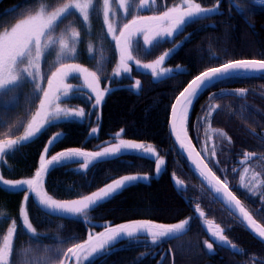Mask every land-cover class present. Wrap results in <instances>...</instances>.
<instances>
[{
    "label": "trees",
    "instance_id": "1",
    "mask_svg": "<svg viewBox=\"0 0 264 264\" xmlns=\"http://www.w3.org/2000/svg\"><path fill=\"white\" fill-rule=\"evenodd\" d=\"M49 1L4 0L0 5V18L8 17L17 7L42 6ZM150 1L154 4L145 14L157 12L158 5L165 10L176 0ZM215 3L218 10L210 18L186 25L183 32L172 39L174 43H161L154 47L153 54L150 52L145 57L146 61H151L175 47L165 65L173 71L172 76L154 79L134 70V76L141 80L138 90L131 88L132 77L112 80V89L101 107L99 119L95 111L85 122L61 121L60 126L49 128L0 164V175L5 179L35 177L48 140L60 132L63 138L50 148L49 158L71 148L97 151L114 143L117 134H121L124 140L145 147L151 145L165 161L159 175L155 171L154 157L142 153L118 155L96 163L85 172L76 169L78 163L67 167L50 166V171L42 178L47 193L59 200L78 199L126 175L149 179L133 182L90 212L88 223L84 219L46 215L31 199L28 214L39 243H67L65 238L68 237L75 238L71 240L75 244L83 243L89 234L95 235L108 226L134 221L172 225L189 219L188 230L170 241L166 237L160 238L164 242L156 244L151 242V237L146 238V243L124 240L110 251L106 248L95 264H264V245L214 199L202 178L178 152L170 135L171 106L197 75L225 62L264 58V5L239 0H202L204 5ZM108 77H103V84ZM240 90H243L242 95L238 94ZM219 93H223L222 98ZM81 100L78 103L91 111V102ZM94 126H99V132L91 137L90 129ZM187 131L213 174L222 181L227 177L229 190L264 227V79L223 81L205 91L193 103ZM242 175L245 186H242ZM0 189H3L1 185ZM20 200L19 194L0 190V228L7 222L11 227L13 220L19 225ZM197 206L204 217H199L195 211ZM217 226L223 230L229 246L214 242L211 232ZM205 241L213 244L211 250ZM83 252L78 253L79 260L76 256L67 260L71 264H89L91 258L85 259Z\"/></svg>",
    "mask_w": 264,
    "mask_h": 264
},
{
    "label": "snow or ice",
    "instance_id": "2",
    "mask_svg": "<svg viewBox=\"0 0 264 264\" xmlns=\"http://www.w3.org/2000/svg\"><path fill=\"white\" fill-rule=\"evenodd\" d=\"M31 2L38 3L39 0H31ZM250 2L256 5H264V0H250ZM127 3L132 4L134 0H127ZM125 4L126 0H120L121 8H124ZM145 4L146 0H142L141 6L143 7ZM48 7L50 5L47 3L42 5L36 14L20 18L11 30H5L0 33V101L4 100L6 93H17L25 83H30L33 87V93L28 97V102L29 104H32L35 100L39 102L37 110L31 116V122L27 124L26 128H23L22 135L13 133L15 138L10 137L0 140V164L5 158L14 155L21 147L34 142L39 135L47 132L49 128L60 126L61 118L74 119L94 115V112L85 113L83 108L70 112L68 109L60 107L61 103L70 104L72 100V95L69 92L71 85L65 83L70 74L78 73L84 75L85 84L88 85L92 92L97 94L93 107L100 105L105 94L104 91L99 90L97 87L99 81L96 73L89 72L87 68L76 63H68L61 60L60 66L56 67L50 76L41 74L40 63L42 55L49 49L55 50L53 47L55 45H59L58 60L64 56L74 58L75 45L79 42V33L74 27H71L63 30L59 36L54 37L53 33L59 30L58 22H62L67 17H72L74 15L72 10H75L80 14L82 23L87 26L90 14L95 10L93 0H71L69 3H63L62 7L57 8L51 14L47 12ZM12 11L18 12L19 7ZM216 12V8L202 7L201 3L196 2V0H184L183 6L167 8L162 11L161 15L132 17L128 22L123 23V28L117 35L116 28L109 21V0H103V23L107 26V33L115 41V46L120 53L115 76L121 75V69L124 73L130 72L127 62L133 59L130 48L132 47L131 37L134 34H143L144 44L152 45L153 48L164 42L174 43V40L171 39L166 41L165 37L172 38L174 34L179 35L183 32L186 25L198 22L200 19L210 18ZM157 37L160 39H157ZM89 51H91V45H89ZM144 51L145 53L149 52L148 49ZM174 51L175 49L171 50V52ZM171 52H164L153 63L139 65V61H137V64L141 70H151V76L153 77L164 78L165 76H172L173 71L171 69L159 67L164 64ZM75 78L78 79L79 77ZM244 79H264V58L225 62L219 66L209 67L206 71L197 75L180 92L179 97L176 98V103L171 106V128L180 148L188 151V158L195 165L194 171L199 170V175L207 181L208 186L219 194L216 197L217 201L224 203L233 214L238 211L242 222H247V227L256 233L258 238L264 239V227L257 224L256 220L241 204V201L228 189L227 177L225 176L222 181L208 169V165L204 164L203 159L192 158V151L189 150L190 141L187 137L188 111L191 105L198 100L199 96L223 81ZM45 81L47 84L46 88L42 87V82ZM135 84L139 87L140 81L137 80ZM77 91L79 89H72V94L74 95ZM40 93H42V96L39 95ZM238 94L242 95L243 90H240ZM217 95L222 98L223 93ZM177 105H180V107L178 108ZM5 127L7 125L0 119V130ZM96 131V128H92V133H96ZM117 137H119V134H117ZM62 138L63 133H58L49 139L44 148V153L47 154L50 148L55 143L60 142ZM129 150L141 152L150 158L154 157L153 163H155L157 175L164 170L162 165H164L165 161L159 157L151 145L145 147L141 143L119 139V143H115L111 147H103L102 150L98 151L85 152L79 148H73L52 155L49 159H45V155H41L40 167L35 172L34 179L12 180L4 179L0 175V181L12 193L24 192L25 201H28L30 195L34 194V202H37V206L42 208L46 215H53L61 219L67 218L69 215L77 219L83 217L84 222L88 223L90 212L95 211L97 207L102 206L105 202L114 198L115 195L120 194L122 190L131 186L133 182L138 180L147 181L149 178L147 176L126 175L113 179L111 182L106 183L104 187L91 194L82 195L78 199L59 200L54 199L43 191V175L50 171V166L51 168L56 166L67 167L73 163H78L84 169H88L90 165L94 166L96 163L104 162L112 157L122 156L125 151ZM143 155L141 158H143ZM196 155L199 157L200 153H196ZM212 155L213 157L215 155L214 149ZM245 155L247 156L248 154ZM205 158H207L206 150ZM202 164L203 167H201ZM244 171L247 172L248 170L245 168ZM241 181L242 186H245L243 184V175L241 176ZM249 190L251 191V189ZM195 211L199 213V217H204L203 211L198 206ZM207 223L209 225L212 224L211 221H207ZM188 225L189 219L172 225L157 224L151 221H134L108 226L95 235L89 234L86 241L76 243L74 247L68 248L67 251L79 260L80 256L78 253L83 250L86 253L85 259L91 257L89 264H95L98 256L105 254L104 250L106 248L110 251L124 240L129 243H140L144 240L146 243V238L151 237V242L156 244L158 241L164 242L160 238L166 237L170 241L176 238L178 234L186 232L188 230L186 226ZM20 228L23 229V235H28L33 242L39 243L37 237L30 235L35 233L36 230L26 213L23 215ZM209 231H211V228H209ZM16 232L17 223L13 220L11 227L7 229V234L3 236V243L0 246V264H9V257L13 253V238ZM211 235L214 238V242L223 243L225 246L230 245V242L223 235V230L218 226L215 231L211 232ZM65 239L71 242L75 238L68 237ZM205 244L209 250L212 249V243L205 241ZM231 247L234 249L235 245H231ZM58 253V248L53 256H48L46 251L45 256L42 258L44 264H53ZM93 253H96V255H93Z\"/></svg>",
    "mask_w": 264,
    "mask_h": 264
},
{
    "label": "rangeland",
    "instance_id": "3",
    "mask_svg": "<svg viewBox=\"0 0 264 264\" xmlns=\"http://www.w3.org/2000/svg\"><path fill=\"white\" fill-rule=\"evenodd\" d=\"M69 2H71V0H51L49 1L48 4L50 5V7H48L47 9L48 14H51V12L55 11L57 8L62 7L63 3H69ZM183 2L184 0H176L174 3L170 4L167 8L174 7V6H183ZM196 2L201 3L202 7L216 8L218 10L217 3L210 4V5H204L202 4V0H196ZM141 4H142V0H134V3L132 4L127 3V0H126L125 7L121 8L120 0H109V21L112 22L113 26L116 28L117 35L119 34V31L122 30L123 23L128 22L134 16H137V17L138 16H153V15L162 14V8L160 5L157 6L158 8L157 12L155 11L149 14H145L149 9L152 8L154 4L150 0H146V4L143 7L141 6ZM93 5H94L95 10L91 12L90 20L87 26H85L82 23L80 14L76 12L75 10H72L74 15L72 17L65 18L62 22H58L59 30L53 33V36L56 37V36H59L61 32L67 28H71V27L75 28V30L79 33V42L75 45L74 58L64 56L58 60L59 45H55L53 46L55 50L49 49L44 53V55H42L41 63H40V70H41L42 75L50 76L51 72L55 71L56 67L60 66V62L62 60L63 62L79 64L82 67L87 68L89 72H95L96 77L99 81V84L97 85V87L99 90L104 91L105 93L102 97L100 105L93 107L95 105V99H96L97 94L95 92H92V90L88 87V85L85 84L84 75L78 74V73H72L65 80L66 84L71 85V89L69 90L70 95H72L71 103L70 104L61 103L60 107L66 108L70 112L78 110L80 108H83L85 113H91V112L95 113V111L96 112L98 111L97 118L99 119L100 113H101V107L108 93L112 89L110 87L112 80L114 79L120 80L122 78L132 77L134 82L131 85V88H133L134 90H138L141 87V80H139V78H136V76H134L133 71L134 70L140 71V72L151 75V70H141L139 65L153 63L156 59L159 58L160 55L155 57L154 60H151L149 62H144L142 58L149 56L150 52L151 54H153L155 50L152 45L144 44L143 34L136 33L131 37L132 47L130 48V51L132 53L133 59L127 62L130 72L124 73L123 70L121 69V75L115 76V71L119 64L120 53H119V50L115 46V41L112 40L111 35L107 33V26L104 25L103 23V0H93ZM40 8L41 6H37V4H34L31 6H27L22 9H19L18 12H14L8 17L0 18V33H3L5 30H11V28L18 22L20 18H26L27 15H34L36 14V12L40 10ZM174 37H175V34L172 38L165 37V40H169V39L172 40ZM157 39H160V38L157 37ZM89 45H91V51H89ZM145 49H148L149 52L145 53L144 51ZM172 49H175V47L170 48L165 52H171ZM113 51H115L117 55L116 63L114 64L113 69L109 71L111 74H109V77L107 78L106 83L103 84L100 81V79L104 77L105 75H108L107 70L109 69L108 68L109 65L107 63L108 62L107 57H109L110 53H111L110 54L111 56L115 57L113 55ZM172 53L173 52H171V55ZM169 57L166 58L164 64L159 67L170 69L165 66ZM137 61H139V65L137 64ZM106 68L108 69L106 70ZM77 76L79 77L78 79L75 78ZM153 78L162 79V78H156V77H153ZM137 80L140 81L139 87H137L135 84ZM42 87L44 88L47 87L46 81L42 82ZM72 89H79V91H77L73 95ZM32 93H33L32 85L30 83H25L24 86L21 89H19L17 93H6L4 100L0 101V119L3 120L5 125H7V127L0 130V140H3L5 138H10V137L15 138L13 136V133H16L18 135L23 134V128H26L27 124L31 122V116L35 113V111L38 108V103H39L38 100L33 101L32 104H29L28 102V97ZM39 95L42 96V93H40ZM81 99L85 100L86 102H91V105H90L91 111L86 110L83 104L78 103L82 101ZM87 117L88 116H86L85 118H74V119L61 118V121H72V120L75 121L76 120L77 122H85ZM21 124L23 125L22 127H21ZM92 128L97 129L96 133H92ZM92 128L90 129V136L95 137L98 135L99 126H94ZM119 139H123L121 138V134L115 140L114 143L109 144L104 147H111L115 143H119ZM102 148L98 150H102ZM67 150L68 149L63 150V151H67ZM82 151L92 152V151H86V150H82ZM129 153H141V152H137L135 150H129V151L124 152V154H129ZM42 155H45V159H49V152L47 154L43 152ZM76 169L79 172H85L87 170V169H84L81 164H79L76 167ZM34 178L35 177H32V178L25 177L22 179H34ZM42 182H43V191L47 193L46 183H45L44 178H42ZM0 185L6 192L12 193L10 189L2 185V181H0ZM13 194H19L21 196V200H20V217H19V222H18L19 225H17V232L14 234L13 253L9 257V264H44V260L42 258L45 256L46 251H47L48 256H53L57 248L59 249V253L58 255L55 256L53 264H71L69 263L70 260H67V258L70 257L74 259L75 256H73L71 253L68 254L67 249L71 248L75 244V242H67V243L61 242V243H56L53 245H44L42 243H35L33 242V240L29 238L28 235L22 234L23 229L20 228V225L22 223L24 213H26L29 217L28 204L31 199L33 200L34 194L30 195L28 201L24 200L25 193L22 191L18 193H13ZM34 203L37 205V202H34ZM67 218L74 219V220L84 219L83 217L77 219L76 217H73L71 215L67 216ZM9 224L10 222H7L0 228V246H2V243H3V236L7 234V229L9 228ZM30 235L35 236L36 234L32 233ZM98 251L100 250L98 249ZM94 254L96 253H93V255ZM85 255L83 256L85 257ZM88 258H91V257H88Z\"/></svg>",
    "mask_w": 264,
    "mask_h": 264
},
{
    "label": "water",
    "instance_id": "4",
    "mask_svg": "<svg viewBox=\"0 0 264 264\" xmlns=\"http://www.w3.org/2000/svg\"><path fill=\"white\" fill-rule=\"evenodd\" d=\"M3 1L4 0H0V5L3 3ZM239 1H250V0H239ZM181 99H183L182 97H181ZM175 103H176V101H175ZM174 103V104H175ZM177 107L179 108L180 107V105H177ZM171 123H172V110H171V115H170V122H169V127H170V135H171V138H172V140H173V142H174V144H175V146H176V149L178 150V152L182 155V157L186 160V162L190 165V167L194 170L195 169V165L194 164H192V160H190L189 158H188V151H185V150H183V149H181L180 148V145H179V143L176 141V138H175V135L173 134V132H172V128H171ZM187 129V128H186ZM187 137H188V140L190 141V144H189V150H191L192 151V158L193 159H203L202 157H201V155L199 156V157H197V155H196V153H199L198 151H197V149H196V147H195V145H194V143L192 142V140H191V138H190V136H189V134H188V131H187ZM112 158H114V157H112ZM203 162H204V164H206V162L203 160ZM201 167H203V164L201 165ZM208 169H210L209 167H208ZM195 172H197L198 174H199V170H196ZM201 177V176H200ZM202 179H203V177H201ZM203 181H204V184L206 185V187L210 190V192H211V194L213 195V197L216 199V197L219 195V194H217V193H215V191L213 190V189H211L209 186H208V184H207V181H205L204 179H203ZM217 200V199H216ZM231 215H233L238 221H240L242 224H243V226L245 227V229H246V231L255 239V240H257L259 243H261L262 245H264V239H261V238H258L257 237V235H256V233H254L250 228H248L247 227V222H242V218L240 217V215H239V213H238V211L235 213V214H233V212L232 211H229V209L225 206V204L224 203H221V202H219ZM257 222V221H256ZM258 224V223H257ZM261 226V225H260ZM262 227V226H261Z\"/></svg>",
    "mask_w": 264,
    "mask_h": 264
},
{
    "label": "bare ground",
    "instance_id": "5",
    "mask_svg": "<svg viewBox=\"0 0 264 264\" xmlns=\"http://www.w3.org/2000/svg\"><path fill=\"white\" fill-rule=\"evenodd\" d=\"M191 106H192V105H191ZM190 111H191V107H190V109H189V111H188V116H189Z\"/></svg>",
    "mask_w": 264,
    "mask_h": 264
}]
</instances>
